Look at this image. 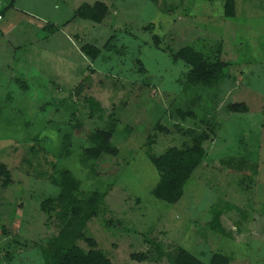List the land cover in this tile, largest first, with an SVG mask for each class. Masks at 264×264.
Listing matches in <instances>:
<instances>
[{"label":"rangeland","instance_id":"obj_1","mask_svg":"<svg viewBox=\"0 0 264 264\" xmlns=\"http://www.w3.org/2000/svg\"><path fill=\"white\" fill-rule=\"evenodd\" d=\"M96 2L108 7L100 24L74 16ZM235 12L224 17V0H0V164L11 181L2 188L0 177V264H44L58 222L40 206L63 169L83 195L105 193L85 237L112 264H167L177 247L203 263L224 253L264 264V0H235ZM184 46L225 65L217 88L185 89L189 67L173 59ZM189 108L195 118L182 120ZM109 127L116 155L81 162L86 134ZM203 132L212 142L180 201L155 199L146 150L190 146Z\"/></svg>","mask_w":264,"mask_h":264},{"label":"trees","instance_id":"obj_2","mask_svg":"<svg viewBox=\"0 0 264 264\" xmlns=\"http://www.w3.org/2000/svg\"><path fill=\"white\" fill-rule=\"evenodd\" d=\"M107 13L108 7L104 3L96 2L93 5H80L75 10L74 16L100 24ZM223 15L225 18L235 17V0H224ZM49 28L50 33L53 34L55 28ZM80 51L92 61L100 55V50L89 44L81 45ZM173 59L174 61H181L189 67L188 72L183 76L185 89L204 88L211 90L219 86L225 66L219 60L207 59L202 52L192 46L180 48L174 54ZM199 97L193 100L194 103H197ZM90 107L97 112L102 111L100 105L92 100ZM227 110L233 113H245L247 107L243 104H231ZM177 113L182 120L195 118L194 110L191 108L186 111L179 110ZM111 137V127L108 130H95L87 133L85 141L81 143V162L95 161L102 156H115L117 150L111 143ZM149 140L148 144H150ZM211 142L212 138L209 134L203 132L192 137L190 146L170 147L158 156L152 155L147 149L145 152L147 159L158 175V181L151 192L153 197L170 205L178 203L183 196L186 182L202 164ZM63 143L62 156L66 158L70 153L66 136L63 138ZM0 177L3 181L1 187L6 188L11 182L10 173L2 164H0ZM53 184L58 188V193L55 197L43 200L40 206L48 220L54 219L58 222L56 236L49 240L41 250L44 264H112L103 251L97 249L94 240L85 237L86 225L91 219L97 217L105 193L92 192L83 195L79 181L66 169L58 173ZM221 215V211H216L213 214L211 221H209L210 228H220ZM80 240L86 243L89 248L87 251L78 246L77 242ZM157 251L158 257L161 259L163 255L159 248ZM165 257L167 264H231L232 262L230 256L224 253H214L208 263H203L182 247H177L173 253L166 254ZM131 258L142 262L146 256L140 254L131 256Z\"/></svg>","mask_w":264,"mask_h":264}]
</instances>
